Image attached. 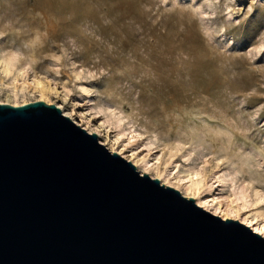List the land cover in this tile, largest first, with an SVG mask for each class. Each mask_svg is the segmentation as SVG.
Listing matches in <instances>:
<instances>
[{"label":"rangeland","instance_id":"obj_1","mask_svg":"<svg viewBox=\"0 0 264 264\" xmlns=\"http://www.w3.org/2000/svg\"><path fill=\"white\" fill-rule=\"evenodd\" d=\"M0 61V102L44 99L151 177L175 155L203 200L264 197V0H0Z\"/></svg>","mask_w":264,"mask_h":264},{"label":"water","instance_id":"obj_2","mask_svg":"<svg viewBox=\"0 0 264 264\" xmlns=\"http://www.w3.org/2000/svg\"><path fill=\"white\" fill-rule=\"evenodd\" d=\"M0 264H264V237L141 174L56 105L0 103Z\"/></svg>","mask_w":264,"mask_h":264},{"label":"bare ground","instance_id":"obj_3","mask_svg":"<svg viewBox=\"0 0 264 264\" xmlns=\"http://www.w3.org/2000/svg\"><path fill=\"white\" fill-rule=\"evenodd\" d=\"M41 100L44 102H47L44 99H41ZM0 103H2V102H0ZM25 104H27V103H25ZM12 105L18 106L17 104H12ZM22 105H24V104H22ZM79 126L83 127V125H79ZM84 129L91 134H93V133L99 134L98 132H95L93 130H89V127H85ZM106 145H108V144H106ZM109 150L111 152L118 153L119 155L123 156L124 158H126L130 162H134V160L132 158L133 155H131V156L124 155V152L122 151V149L119 150L116 147L109 146ZM144 157L145 156H142L141 158L139 157L140 159H137V161L135 160L136 162H134V164H135V166L138 167V169H140L141 167L143 168L142 171H140L142 174H149V172L151 170H154V169H152V167H153L152 165L154 163H152V165H151L150 162H147V160H146L147 158L145 159ZM174 158H175V155H172L170 157L169 161L166 164L164 171H161L157 167V170L155 172L156 176H154V177L152 176V178L160 180L161 184H163L165 186H170V187H173V188L179 190L182 193V195L187 197V198H193L200 207L204 208L205 210H207V211H209V212H211L217 216H220L223 220H226V219L238 220L241 223L251 227L254 230V232H256V233H258L264 237V210L259 209L264 205V197H262V196L260 197L259 193L256 192V194H255L256 198L253 202H245L243 200L246 198L247 193L245 194L242 192H238V193H235L234 197L231 198V200L229 199L230 200L229 203L227 205H225L224 207L221 206V204L216 203L217 198H215V197L212 200H209V199L203 200L201 194L203 192V182H204L205 178H204V175H203L201 169H199V168L198 169H192V170L190 169V171H188L185 174L186 176L183 175L184 178L185 177L188 178V180H189L188 182H190V184L184 183V184H186L185 186L182 185V182H181L182 179L180 181L175 180L173 182H171L168 179H164L165 171H166V169L168 170V167L174 162ZM172 173H174V172H172ZM172 173H170V175ZM214 179H215L216 183H220L222 181L221 177L218 175ZM180 185H182L184 187V189H181ZM210 186L209 185L207 186L208 188H206V190H207L206 192H209L208 190L210 189Z\"/></svg>","mask_w":264,"mask_h":264},{"label":"clouds","instance_id":"obj_4","mask_svg":"<svg viewBox=\"0 0 264 264\" xmlns=\"http://www.w3.org/2000/svg\"><path fill=\"white\" fill-rule=\"evenodd\" d=\"M12 56H14L17 59H23V56L19 52H13ZM8 75H11V73H8ZM21 75H23V72L21 73Z\"/></svg>","mask_w":264,"mask_h":264},{"label":"snow or ice","instance_id":"obj_5","mask_svg":"<svg viewBox=\"0 0 264 264\" xmlns=\"http://www.w3.org/2000/svg\"><path fill=\"white\" fill-rule=\"evenodd\" d=\"M12 59L14 60V59H15V57L13 56V57H12ZM0 63H2V61H0Z\"/></svg>","mask_w":264,"mask_h":264}]
</instances>
